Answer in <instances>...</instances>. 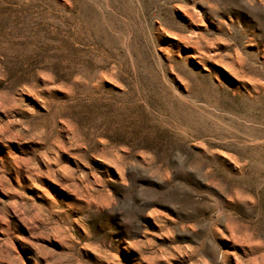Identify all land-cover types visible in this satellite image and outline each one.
I'll list each match as a JSON object with an SVG mask.
<instances>
[{
	"label": "rangeland",
	"instance_id": "rangeland-1",
	"mask_svg": "<svg viewBox=\"0 0 264 264\" xmlns=\"http://www.w3.org/2000/svg\"><path fill=\"white\" fill-rule=\"evenodd\" d=\"M0 264H264V0H0Z\"/></svg>",
	"mask_w": 264,
	"mask_h": 264
}]
</instances>
